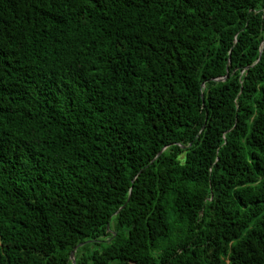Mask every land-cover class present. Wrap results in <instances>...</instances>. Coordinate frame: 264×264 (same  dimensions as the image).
I'll return each mask as SVG.
<instances>
[{
  "label": "trees",
  "instance_id": "obj_1",
  "mask_svg": "<svg viewBox=\"0 0 264 264\" xmlns=\"http://www.w3.org/2000/svg\"><path fill=\"white\" fill-rule=\"evenodd\" d=\"M74 250L264 264V0H0V264Z\"/></svg>",
  "mask_w": 264,
  "mask_h": 264
},
{
  "label": "water",
  "instance_id": "obj_2",
  "mask_svg": "<svg viewBox=\"0 0 264 264\" xmlns=\"http://www.w3.org/2000/svg\"><path fill=\"white\" fill-rule=\"evenodd\" d=\"M220 78H217L216 80H219ZM166 147H164L162 149V151L165 149ZM71 257H72V260H73V264H75V250L71 253Z\"/></svg>",
  "mask_w": 264,
  "mask_h": 264
}]
</instances>
